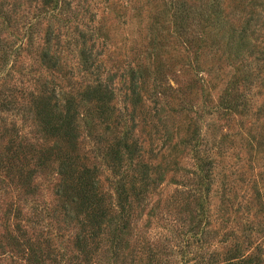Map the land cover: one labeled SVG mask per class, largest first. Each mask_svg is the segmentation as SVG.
I'll return each mask as SVG.
<instances>
[{
  "label": "rangeland",
  "instance_id": "obj_1",
  "mask_svg": "<svg viewBox=\"0 0 264 264\" xmlns=\"http://www.w3.org/2000/svg\"><path fill=\"white\" fill-rule=\"evenodd\" d=\"M0 264H264V0H0Z\"/></svg>",
  "mask_w": 264,
  "mask_h": 264
},
{
  "label": "trees",
  "instance_id": "obj_2",
  "mask_svg": "<svg viewBox=\"0 0 264 264\" xmlns=\"http://www.w3.org/2000/svg\"><path fill=\"white\" fill-rule=\"evenodd\" d=\"M43 113H44V115L46 116V118H48V121H49V123H51L52 122V120L54 119V112H53V110H51V108H50V106H49V104L47 103L46 104V106L45 107H43ZM69 112H70V110H68ZM68 116L70 117V115L68 114ZM94 185L89 189V190H87V194L89 195V193H91L92 195H91V197H89V199H88V201L91 199V198H93V192H94ZM101 216H103V214L101 213Z\"/></svg>",
  "mask_w": 264,
  "mask_h": 264
}]
</instances>
